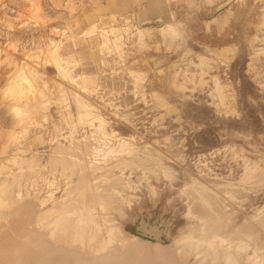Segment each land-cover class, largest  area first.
I'll list each match as a JSON object with an SVG mask.
<instances>
[{
    "label": "rangeland",
    "instance_id": "374dc122",
    "mask_svg": "<svg viewBox=\"0 0 264 264\" xmlns=\"http://www.w3.org/2000/svg\"><path fill=\"white\" fill-rule=\"evenodd\" d=\"M237 1L86 27L63 3L0 0V263L210 264L244 241L264 264V0ZM85 206L113 259L36 244Z\"/></svg>",
    "mask_w": 264,
    "mask_h": 264
},
{
    "label": "bare ground",
    "instance_id": "6f19581e",
    "mask_svg": "<svg viewBox=\"0 0 264 264\" xmlns=\"http://www.w3.org/2000/svg\"><path fill=\"white\" fill-rule=\"evenodd\" d=\"M14 1V0H13ZM16 1V0H15ZM242 2V0H240ZM6 2V1H5ZM4 2V3H5ZM245 2V1H244ZM2 3V2H1ZM13 3V2H12ZM20 3V2H19ZM238 3V1H237ZM236 3V4H237ZM240 3V2H239ZM239 3L237 5H239ZM243 4V6L246 5V3H241ZM241 4L238 6L240 7ZM245 4V5H244ZM6 5V4H5ZM10 5V4H9ZM13 5V4H12ZM237 5L236 8H237ZM242 7V6H241ZM15 9V8H14ZM242 9V8H241ZM246 11V7L244 8ZM10 10V9H9ZM237 10V9H236ZM239 10V9H238ZM5 11V10H4ZM11 11V10H10ZM241 12V10L238 12V15L239 13ZM237 13V12H236ZM243 13V12H242ZM245 13V12H244ZM241 15H244V14H241ZM237 17V16H236ZM242 18V17H241ZM239 18H237V21H238ZM243 20V18L241 19ZM57 28L56 27H52L50 29V33H52V35L54 34V32H56ZM56 36V35H55ZM54 36V37H55ZM54 39V38H53ZM57 40V39H56ZM64 210V209H63ZM63 210L61 212H63ZM0 211H1V208H0ZM23 211L26 213L25 215H31L32 217H34V212H30V213H27L26 209H23ZM60 212V213H61ZM1 216V215H0ZM24 216V215H23ZM93 219H94V215L92 213V210L88 207V206H85L84 210L83 211H79L77 214H75V217L74 218H71L69 217L68 219H64L62 221V223L60 222V218L58 219H53L51 225H49L48 227L45 228L46 230V233L47 234H44V237L43 239L42 238H39L38 240L41 241L42 243H36L38 246H43L44 249H48V247H57V246H60L61 248H65L66 249V246L72 242L73 244L75 243H78L79 247H78V250L81 252L82 254V259H86V260H89V261H92L93 260H97V257L100 258V259H103V260H106L107 258L111 257L112 259L115 257L113 254H112V251L116 249L113 248V249H110L109 247L110 246H113V240L111 238V236L109 235L108 238H101L100 240H97L96 242H94L95 239H97L98 237L100 236H106L107 234H110L111 232L108 231L106 235H104L102 232H98L97 229L95 230L93 228ZM66 221H68L66 223ZM27 227L28 225L32 224L31 221H27ZM32 231L28 230V233L30 234ZM110 232V233H109ZM112 234V233H111ZM19 240H22L24 243H27L30 244L29 248H31L32 244H33V240L30 238V237H26L24 235V237H21ZM18 240V241H19ZM17 241V242H18ZM139 241V240H138ZM15 243L16 246L18 245V243ZM14 243V242H13ZM22 243V242H20ZM138 243V242H136ZM238 243V242H237ZM15 244H14V247H15ZM21 245V244H20ZM23 245V243H22ZM139 245V244H138ZM137 245V247H138ZM11 246V245H10ZM26 246V244L24 245ZM23 246V247H24ZM141 245H139L140 247ZM148 246V245H146ZM22 247V246H21ZM28 247V246H27ZM138 247V250L136 251L137 253V256L139 255V257H141L143 254L140 253L139 250H141V248L139 249ZM149 247V246H148ZM135 248H136V245H135ZM144 248V247H143ZM147 248V247H146ZM221 252L219 255H217V252L216 250H214L213 252L210 253V255L212 256V259L210 260V264H215L216 260H218L219 258H221L223 260V263L224 264H248L247 263V260H248V255H247V242H242V243H238V244H235V246L233 248H224L223 246L221 247ZM27 250H25V252H27V254H31V252L33 253V249L32 250H28V248H26ZM16 250V249H15ZM143 250V249H142ZM202 250L205 252V249L202 248ZM24 251V250H23ZM28 251H31L30 253H28ZM145 251V250H144ZM21 253V250L19 251ZM24 252V253H25ZM35 252V250H34ZM162 252V251H160ZM39 254L42 255L45 253L44 250L42 249H39L38 252H36V254ZM68 254H65V253H61L60 251L56 252V251H51L47 254V256H50V258L53 257V259L55 258V260L57 259L58 255L60 257H67L70 258L69 259V263L71 261H73V259L71 258V256L73 258H76V257H79L77 256V252L75 251V249H69ZM146 253V251L144 252V254ZM18 254V253H17ZM38 254L36 255L38 257ZM134 254H135V251H134ZM141 254V255H140ZM163 254V253H162ZM162 254H160V257L161 259L164 258V256H161ZM20 255V254H19ZM26 255V254H25ZM34 255V254H33ZM45 255V254H44ZM44 255L43 258L45 257ZM51 255H53L51 257ZM63 255V256H62ZM35 256V257H36ZM22 257H24V255H22ZM27 257V256H26ZM31 257V256H30ZM29 257V259H30ZM33 259H34V256H32ZM36 257V258H37ZM10 258V257H9ZM16 258V257H15ZM41 258V260L43 259ZM48 258V257H47ZM46 257L44 259H47ZM50 258H48L50 260ZM88 258V259H87ZM200 260L199 262L201 261L202 263L204 264H208L202 257H199ZM25 258H23V261H24ZM28 260V258H26ZM25 259V260H26ZM43 261H46L44 260ZM47 259V260H48ZM220 259V260H221ZM32 259H30L31 261ZM35 260V259H34ZM33 260V261H34ZM40 260V259H39ZM59 260V259H58ZM163 260V259H162ZM37 261V259H36ZM35 261V262H36ZM63 261V260H62ZM88 261V262H89ZM198 261V260H197ZM219 261V260H218ZM249 261V260H248ZM40 262V261H39ZM47 262V261H46ZM52 262V261H51ZM50 261L48 263H51ZM55 262V261H54ZM91 262V263H92ZM7 264V262H5ZM4 263V264H5ZM13 263V262H12ZM23 263V262H21ZM30 263V262H29ZM33 263V262H31ZM46 263V264H48ZM63 263H65L63 261ZM67 263V262H66ZM87 261H85V263H81V264H86ZM219 263V262H218ZM217 263V264H218ZM2 264V263H0ZM20 264V263H18ZM34 264V263H33ZM40 264V263H39ZM44 264V262H43ZM52 264V263H51ZM54 264V263H53ZM57 264H60L58 263L57 261ZM118 264V263H117ZM220 264V263H219Z\"/></svg>",
    "mask_w": 264,
    "mask_h": 264
},
{
    "label": "crops",
    "instance_id": "0c3cea01",
    "mask_svg": "<svg viewBox=\"0 0 264 264\" xmlns=\"http://www.w3.org/2000/svg\"><path fill=\"white\" fill-rule=\"evenodd\" d=\"M192 4L196 15L209 16L215 13L223 3H229V11L237 0H187ZM68 7L67 18L71 21H82L83 26H90L95 20L108 21L131 13L140 21L157 18H169L175 12L171 5L173 0H53ZM200 13V14H199Z\"/></svg>",
    "mask_w": 264,
    "mask_h": 264
}]
</instances>
